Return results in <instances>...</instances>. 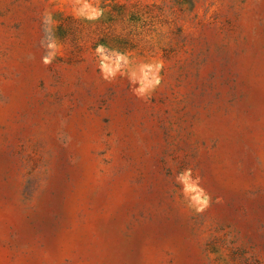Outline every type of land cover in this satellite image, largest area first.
Returning <instances> with one entry per match:
<instances>
[{"label": "rangeland", "instance_id": "374dc122", "mask_svg": "<svg viewBox=\"0 0 264 264\" xmlns=\"http://www.w3.org/2000/svg\"><path fill=\"white\" fill-rule=\"evenodd\" d=\"M0 264H264V0H0Z\"/></svg>", "mask_w": 264, "mask_h": 264}]
</instances>
